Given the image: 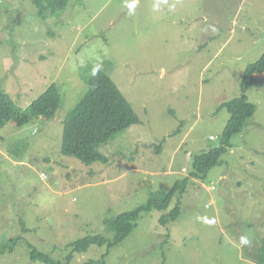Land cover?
Returning <instances> with one entry per match:
<instances>
[{
  "label": "rangeland",
  "instance_id": "obj_1",
  "mask_svg": "<svg viewBox=\"0 0 264 264\" xmlns=\"http://www.w3.org/2000/svg\"><path fill=\"white\" fill-rule=\"evenodd\" d=\"M263 55L264 0H70L46 21L32 0H0V264H42L28 245L63 261L84 237L111 239L104 220L168 191L194 155L220 146L230 119L222 104L241 95ZM106 66L139 123L98 149L107 164L85 165L61 153L63 121L86 92L82 75ZM52 84L61 103L45 120L31 104ZM246 96L254 114L220 165L190 178L176 221L160 223L174 198L108 251L91 246L70 264L104 254L100 264H258L264 73Z\"/></svg>",
  "mask_w": 264,
  "mask_h": 264
},
{
  "label": "trees",
  "instance_id": "obj_2",
  "mask_svg": "<svg viewBox=\"0 0 264 264\" xmlns=\"http://www.w3.org/2000/svg\"><path fill=\"white\" fill-rule=\"evenodd\" d=\"M69 2L70 0H32L37 17L42 21L62 13ZM107 70L108 66L105 69L93 67L85 78L86 74L82 75L87 87L86 92L63 121L61 153L85 165L97 162L107 164L108 159L100 154L98 149L106 145L114 136L139 123L131 105L112 81ZM262 73H264V55L245 70L240 83L241 95L222 104L229 112L230 119L223 131L220 146L194 155L189 176L177 180L168 191L152 193L144 204L113 219L104 220L105 231L112 235L111 239L98 234L84 237L68 246L70 251L63 261H57L28 245L30 259L42 264H70L75 255L86 253L91 246L99 248L105 246L108 251L137 227L138 219L143 212L149 213L153 209L165 210L174 198L178 201L176 206L160 218V223L165 225L176 221L180 216V201L190 178L204 180L211 169L219 166L220 157L230 146L231 138L240 133L246 120L254 114L255 109L248 102L246 92L255 76ZM60 103L59 90L55 84H52L31 104V109L37 117L49 120L54 117ZM25 120L26 118L21 119L18 124L21 125ZM16 240H11L12 248ZM5 248L6 246L0 248L2 250L0 253H4ZM104 257L105 254L101 256V260H90L84 264H100ZM257 263L264 264V239L258 248Z\"/></svg>",
  "mask_w": 264,
  "mask_h": 264
},
{
  "label": "clouds",
  "instance_id": "obj_3",
  "mask_svg": "<svg viewBox=\"0 0 264 264\" xmlns=\"http://www.w3.org/2000/svg\"><path fill=\"white\" fill-rule=\"evenodd\" d=\"M127 7L129 8V10H131L134 8V4H128ZM158 7H159L158 3L156 5H154V8L158 9ZM240 242H241V244H248L249 243L247 237H244V236H241Z\"/></svg>",
  "mask_w": 264,
  "mask_h": 264
},
{
  "label": "built area",
  "instance_id": "obj_4",
  "mask_svg": "<svg viewBox=\"0 0 264 264\" xmlns=\"http://www.w3.org/2000/svg\"><path fill=\"white\" fill-rule=\"evenodd\" d=\"M210 139H213L212 137H210Z\"/></svg>",
  "mask_w": 264,
  "mask_h": 264
}]
</instances>
